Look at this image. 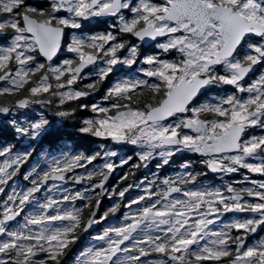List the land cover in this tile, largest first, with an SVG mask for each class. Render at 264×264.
<instances>
[{
	"label": "snow or ice",
	"instance_id": "obj_1",
	"mask_svg": "<svg viewBox=\"0 0 264 264\" xmlns=\"http://www.w3.org/2000/svg\"><path fill=\"white\" fill-rule=\"evenodd\" d=\"M262 230L264 0H0V264H264Z\"/></svg>",
	"mask_w": 264,
	"mask_h": 264
},
{
	"label": "flooded vegetation",
	"instance_id": "obj_2",
	"mask_svg": "<svg viewBox=\"0 0 264 264\" xmlns=\"http://www.w3.org/2000/svg\"><path fill=\"white\" fill-rule=\"evenodd\" d=\"M97 31H101V30H97ZM89 81H84V83H87ZM112 80H109L106 83V86L104 89H102L103 86H99L100 87V92L96 94L95 99L93 100L92 97H89V101L90 102H97L100 103L102 102V97L104 95V91L107 87L110 86V84L112 83ZM82 87V86H81ZM40 108L42 111H45V109L47 107L42 108L40 105H33L32 108ZM48 109V108H47ZM91 113H87L86 116H90ZM102 143H107V142H102L99 140H92L91 138H89V141L87 143H83L81 145L78 144V142H74V141H69V143H67L70 146H74L77 150H85V151H96L99 150V145ZM75 144V145H74ZM116 150L118 152H120L123 156H128L131 155L133 156V163L136 162L135 161V154H134V150L128 146V147H117ZM190 154H185L184 156L178 157L175 159L174 163L171 164V166L166 167V169H161L159 170V174L161 176H172L175 175L177 171H179L180 168V164L185 160V159H190ZM155 162H153V166H151L150 170L148 169H141V170H136V169H132V171H134L136 173L135 176H130V178L125 181V183H133L135 181L138 180H142L145 177V174H147L149 176V178H151L152 172L157 171L154 167ZM195 169L196 170H200V166L199 165H195ZM129 171L128 166H125L124 168H118L110 177L109 179V186L114 185L118 180L119 177L122 176L125 172ZM256 179H261L260 177H254ZM201 179L204 180L205 184L208 185H212V186H221L223 183H225V180H222L220 177L218 176H214L213 174H209L207 177H202ZM234 179H240L239 176L234 177ZM133 194H135V192H133ZM111 204V202H110ZM108 204V206L110 205ZM107 206V207H108ZM106 210V209H105ZM233 218V214H228V216L225 218L226 220H230ZM264 230L258 232L257 236H261Z\"/></svg>",
	"mask_w": 264,
	"mask_h": 264
},
{
	"label": "trees",
	"instance_id": "obj_3",
	"mask_svg": "<svg viewBox=\"0 0 264 264\" xmlns=\"http://www.w3.org/2000/svg\"><path fill=\"white\" fill-rule=\"evenodd\" d=\"M95 30H103L101 27H97ZM108 82V81H107ZM107 82H105V84L104 85H101V86H103L102 87V89H104L105 88V86H106V83ZM100 86V87H101ZM9 99H15V97H12V98H9ZM80 115L81 116H86L87 115V113L86 112H84V113H80ZM69 141H73V140H65L64 141V143H69ZM66 143V144H67ZM78 144L79 145H81V143H79L78 142ZM75 145V144H74ZM74 147V146H73ZM75 148V147H74ZM45 150H48L47 149V145H45ZM37 152H40V149H37ZM36 158V156L34 155V158H33V160ZM33 160H30V161H33ZM129 178H130V176H129ZM128 178V179H129ZM110 202L111 201H109L108 199H104L103 201H102V204H101V208H100V211L101 212H103L105 209H107V206H108V204H110ZM85 214L87 215V210H86V212H85ZM85 235H81V240L76 244V245H74V246H72V251L71 252H69V254L64 258V262H63V264H73V261H74V258H75V255L85 246Z\"/></svg>",
	"mask_w": 264,
	"mask_h": 264
},
{
	"label": "rangeland",
	"instance_id": "obj_4",
	"mask_svg": "<svg viewBox=\"0 0 264 264\" xmlns=\"http://www.w3.org/2000/svg\"><path fill=\"white\" fill-rule=\"evenodd\" d=\"M88 83V82H87ZM30 111H32L34 114H36V115H39V113L40 112H42V110L40 109V108H31L30 109ZM53 111H54V108L53 109H45V111H43V112H45L49 117H51L52 116V113H53ZM67 143V142H66ZM122 155V154H121ZM37 158H39V157H36L33 161H29L25 166H24V169H27V168H29V167H31L34 163H35V160L37 159ZM24 169H22V171H24ZM22 183H23V181H22ZM117 183V182H116ZM115 183V184H116ZM112 203V202H111ZM111 205V204H110ZM109 205V206H110ZM108 206V207H109ZM107 207V208H108ZM89 235V234H88ZM88 235H86L85 237V245L88 243ZM261 236H264V231H263V233H262V235Z\"/></svg>",
	"mask_w": 264,
	"mask_h": 264
}]
</instances>
